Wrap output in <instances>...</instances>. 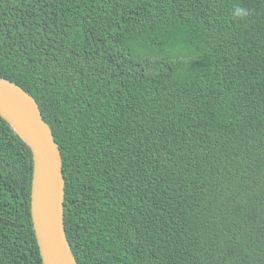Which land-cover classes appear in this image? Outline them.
<instances>
[{
    "label": "trees",
    "instance_id": "trees-1",
    "mask_svg": "<svg viewBox=\"0 0 264 264\" xmlns=\"http://www.w3.org/2000/svg\"><path fill=\"white\" fill-rule=\"evenodd\" d=\"M0 77L58 143L78 264H264V0H0ZM32 170L0 115V264H42Z\"/></svg>",
    "mask_w": 264,
    "mask_h": 264
},
{
    "label": "water",
    "instance_id": "water-1",
    "mask_svg": "<svg viewBox=\"0 0 264 264\" xmlns=\"http://www.w3.org/2000/svg\"><path fill=\"white\" fill-rule=\"evenodd\" d=\"M0 115L32 152L30 213L42 264H78L65 233L62 157L50 125L43 119L34 97L3 77Z\"/></svg>",
    "mask_w": 264,
    "mask_h": 264
}]
</instances>
